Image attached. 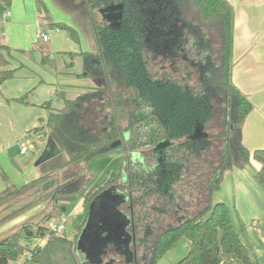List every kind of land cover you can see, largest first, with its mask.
<instances>
[{"label": "trees", "instance_id": "obj_1", "mask_svg": "<svg viewBox=\"0 0 264 264\" xmlns=\"http://www.w3.org/2000/svg\"><path fill=\"white\" fill-rule=\"evenodd\" d=\"M10 1L0 0V15L8 12ZM84 1L96 52L82 55L86 62L90 56L96 57L97 62L92 67L86 63L82 75L96 78L99 86L72 100L64 99L60 110L46 106L49 111L46 123L67 154V160L58 170L76 165V171L56 186L52 173L20 187L7 185L0 192V209L29 190H35L34 194L40 197L17 210L11 218H0V226L44 200L57 205L61 215L70 203L83 197V184L91 182L94 174L86 173L87 163L115 151L123 157L122 167L117 173L109 171L106 177H112L115 181L112 185L126 196L134 222L142 230L150 225L144 223L148 199L166 196L172 202L173 185L188 171L191 157L199 158L206 153L212 140H218L219 149L210 160L211 174L201 182L208 200L217 190L223 171L234 165L257 163L254 177L264 188V148L250 152L241 141L242 124L253 107L231 81L233 9L230 4L226 0H162L164 6L160 7L142 3L143 9H151L147 15L140 13L136 0H126L122 25L113 28L103 20L99 10L116 0ZM38 5L44 8L41 0ZM49 26L64 31L74 41L78 39L70 26L54 22ZM210 33L213 41L208 37ZM189 39L197 56L192 60L187 59L189 53L183 50ZM13 60L11 49L0 42V87L16 74L17 68L11 67ZM177 61L193 70L195 85L189 84L191 72L180 74L170 68L177 66ZM211 123L220 128L215 139H192L196 128L203 130ZM164 141L170 145L161 153L154 151ZM132 154H138L139 159L132 161ZM1 176L5 181V176ZM177 208L171 210L180 219L176 226L158 235L152 264L182 237L189 242L190 249L178 264H252L224 203H208L203 212L191 217L178 215L181 207ZM20 228V232H13L14 227L9 238H0V264H10L28 252L33 258L39 249L38 239L47 232L45 225L34 231L26 225ZM22 232L24 246L19 242Z\"/></svg>", "mask_w": 264, "mask_h": 264}, {"label": "rangeland", "instance_id": "obj_2", "mask_svg": "<svg viewBox=\"0 0 264 264\" xmlns=\"http://www.w3.org/2000/svg\"><path fill=\"white\" fill-rule=\"evenodd\" d=\"M41 1L46 7L48 17H51L54 23H59L56 22V19L62 18L61 14L54 7L47 5L44 0ZM39 8L38 0H11L8 11L10 13L14 10L15 21H17L18 26H11L12 21L6 19L5 17L2 21H0V33H2L0 34V40L6 43V46L10 47L12 50L19 51V53L16 54L18 59L20 58L21 61V56L26 55L28 61L30 62L28 65L31 66L35 65V53L33 52V49L37 51L39 48L42 50H53L52 48L55 47L53 51L56 52L60 49L58 47H62V45H59L62 41L60 38H57L58 44H52L51 41L54 40L55 34H65L64 31L55 30L54 28L49 27L47 28L45 25H42L40 30H38L36 28L38 19H34V16L36 15L37 17L36 11L37 9L39 10ZM190 20L194 24L197 23L193 17H190ZM29 24L30 26H28ZM38 32L46 35L50 40H47L48 42H44L37 38L36 34ZM62 36L63 38H66V34ZM208 37L210 38V41H213L214 37L211 33ZM190 39L187 40V43L183 46V50L189 53V55L186 56L188 60L197 58V56L193 54L194 46L192 47ZM194 40L195 39L193 38L192 42ZM73 43L76 44L75 42ZM80 44L81 46H84L83 42H80ZM212 46H214L213 42ZM214 58L216 57L214 56ZM78 62H81L79 61L78 56L74 57L72 67H77ZM164 65L165 68L168 69V63L166 61L164 62ZM156 68L159 67L157 66ZM170 68L178 70L180 74L191 72L189 84L191 86L196 84V77L193 74V70H191L188 66H185L183 63L177 61V66ZM39 130L42 137L43 135L46 136L49 134L51 139L54 135L53 130L49 128L47 123L41 125ZM43 130L44 132L42 133ZM201 132L206 133L207 138L215 139V135L220 134V128H218L217 124L211 123ZM38 136L36 137L35 135H31L30 137L36 138L39 142H48V136H46L43 141L41 140L42 137ZM215 140H212L207 152L203 153L199 158L195 156L191 157L188 171L183 173L181 175L182 179L175 182L173 185L172 195L175 198H173L174 201H168L166 196H152L148 199V205L146 208L147 219L144 223H150L152 226L151 241H156L158 235L168 227L176 226L180 217L177 216V213H173L171 209H176L178 205L181 207L178 215L184 213L186 217H191L203 212L208 203L214 204L222 202L228 209L234 229L247 251L250 262L252 264H264V188L254 177L258 164L255 162H252L251 164H239L223 171L217 190L211 194L208 200L206 195L207 193L202 191L201 182H205L207 177L211 174L212 166L210 165V160L214 158L216 150L219 149L218 140ZM25 143L28 145L27 141H25ZM17 150L19 151L20 148H17ZM54 153H56L55 155H57V157L54 158L53 162H56L60 166V164L67 158L66 150L62 145H60V143H58V145L54 147ZM121 159H123L122 156ZM121 159L114 160L111 157L102 156L98 158L96 157L87 163L85 166L86 173L91 172L94 174L90 183L83 184V197H86L83 201L87 209L89 202L87 203L86 200L91 199L92 195L114 184L115 181L113 178H107L106 176L109 171L114 173L120 171ZM137 159H139L138 154L131 155L132 161ZM76 168L77 166L74 165L69 167L66 171L56 170L53 172V177L51 179L55 186L58 183L60 184L63 180H66V176L75 172ZM238 168L241 169L239 172L241 175L239 177L241 179L240 182H236L233 175V170ZM48 181H50V179H48ZM34 191L35 190H29L26 194L21 195V197L9 203V205L2 207L0 209V218H11L17 210L19 211L26 205L31 204L34 200H37L40 196L39 194L35 195ZM57 208L58 206H54L50 200L41 201L38 206L33 207L28 212L1 225L0 232L6 231L12 227H15L13 232H20L21 225L22 227L26 225L33 231L37 230L39 225H45L48 227L50 223L59 222L58 215L60 212ZM185 208H187V211H185ZM62 214L67 220L65 223V232L63 234L53 236L52 238L40 243L38 242L39 249L34 258L31 259L29 254H32L28 252L26 254L27 256H20L17 260L11 262L10 264H82L79 261L80 255L75 251L73 240L75 239L76 241L78 234L80 233V228H78V226L81 224V220L83 218V204L80 200L74 201L67 206L66 211H63ZM86 216L87 213L84 219H86ZM47 217H51V219L48 220ZM83 225L84 223L82 222L80 227H83ZM12 233L11 230H9L8 233L1 234L0 238L7 239ZM23 236L24 233L22 232V237L19 239V242L24 246L25 238ZM34 246L35 244L33 241L32 247L34 248ZM189 249V242L182 237L178 239L169 249L163 252L161 258L156 262V264H178L188 255ZM108 256H110V253L106 256V258ZM115 261L116 264H121V261L118 260V258H116Z\"/></svg>", "mask_w": 264, "mask_h": 264}, {"label": "crops", "instance_id": "obj_3", "mask_svg": "<svg viewBox=\"0 0 264 264\" xmlns=\"http://www.w3.org/2000/svg\"><path fill=\"white\" fill-rule=\"evenodd\" d=\"M44 1L61 14L62 18L56 19V22L65 23L73 28L77 32L78 39L74 41L66 33V38H63L62 35H65L63 33L55 34L54 40L51 41L52 44H58L57 38H60L62 42L59 45L62 47H58L60 49L56 52L53 51L55 47L52 48L53 50L39 48L37 51L33 49L35 53L34 66L28 65L30 62L26 55L21 54L23 62L20 58L18 59L19 51L9 47L14 59L11 62V67L17 68V71L14 78L7 80L0 87V192L7 185L20 187L58 170L59 164L53 162L57 155L45 159L49 144L58 145V136L53 135L50 139V135H46L48 142H39L30 136L37 137L40 134L41 125L46 123L49 113L46 106L53 110H60L64 106V99L72 100L87 90L99 86V81L96 78L82 75L86 63L92 67L97 62V58L94 56H90L86 62L82 55V53L95 54L96 52V42L85 1ZM226 1L233 9L231 81L247 97L253 107L242 124L241 141L252 152L264 148V0ZM36 14L37 17L34 16V19H38L36 28L40 30L42 25L50 28L49 24L54 21L48 17L46 7L37 9ZM14 15V10L10 13L9 11L6 14L3 13L0 15V21L5 17L12 21L11 26L17 27ZM0 42L6 45L1 40ZM80 42H83L84 46H81ZM77 56L81 62L77 63V67H72L73 59ZM43 58L45 62H42ZM19 98H23L24 101H16ZM46 136L43 135L41 140L43 141ZM25 141H27L28 145L25 144L29 149L25 154H20V150L18 151L17 148H20L21 142ZM106 157L118 160L121 159V154L119 151H115ZM66 160L67 158L60 166ZM121 167L120 165V169ZM240 170V168L233 170L236 182L241 181ZM61 171L66 170L62 169ZM1 174L5 176V181ZM78 200L83 204V220L88 209L84 204L83 197ZM82 220L78 226L80 230L82 222L84 223L86 219ZM13 228L1 231L0 235L8 233ZM73 245L76 251L75 239ZM35 255L36 253L33 258ZM79 258L80 263H83L81 255Z\"/></svg>", "mask_w": 264, "mask_h": 264}, {"label": "water", "instance_id": "obj_4", "mask_svg": "<svg viewBox=\"0 0 264 264\" xmlns=\"http://www.w3.org/2000/svg\"><path fill=\"white\" fill-rule=\"evenodd\" d=\"M121 6L110 5L100 10V13L110 26L117 28L121 18ZM106 14V15H105ZM202 128H196L192 139L206 138L207 134L202 133ZM115 143L112 147L118 145ZM170 145L169 141L157 144L154 151L160 153ZM45 159L54 156V146H48ZM162 156L159 162L162 161ZM126 196L119 193L116 185L99 192L88 204L87 217L76 240V252L84 260L82 264H113L114 259L105 262L108 251L112 248L115 253L124 257L126 263L130 262L131 251L130 235L127 227L130 224L128 218L120 207L124 204Z\"/></svg>", "mask_w": 264, "mask_h": 264}, {"label": "flooded vegetation", "instance_id": "obj_5", "mask_svg": "<svg viewBox=\"0 0 264 264\" xmlns=\"http://www.w3.org/2000/svg\"><path fill=\"white\" fill-rule=\"evenodd\" d=\"M136 3L139 4L140 7L142 6V3L143 4H149V5H151L153 3L156 7H160V5L164 6V3L162 2V0H136ZM110 5H120L122 7L121 8V10H122L121 11V18L119 20V26L122 25L121 23L124 20L126 5H127L126 0H116V1H114V3L111 2L107 6H110ZM107 6H105V7H107ZM133 6L135 7L134 4H133ZM101 9H103V8H101ZM141 10H142V12L140 11L141 14H147L148 15V10H151V9H148V8L143 9L141 7ZM149 14H150V12H149ZM153 16H154V14H153ZM102 18L106 23L108 22L107 19L104 18L103 16H102ZM108 26H110L109 22H108ZM148 40H150V39L147 36L146 37L147 43H148ZM197 139H201V138H197ZM197 139H194V140H197ZM120 210L128 218H130V224L127 227V233H129V235L131 237L130 246H129V249L131 251L130 262L126 263L124 260V257L121 256L119 253H115L114 249H112V248L108 251V254L110 253V256H108L106 258V261H109L110 259L116 260V258H118V260L121 261V264H152V256H153V252H154V249H155L157 242L151 241V237H152L151 225H148L143 230L141 228H139L140 226L134 222L135 220L133 219V215H132L133 213H132L131 205L129 204L127 199L125 200L124 204L121 205ZM113 264H116V261H114Z\"/></svg>", "mask_w": 264, "mask_h": 264}, {"label": "built area", "instance_id": "obj_6", "mask_svg": "<svg viewBox=\"0 0 264 264\" xmlns=\"http://www.w3.org/2000/svg\"><path fill=\"white\" fill-rule=\"evenodd\" d=\"M6 14V13H5ZM36 37L41 39L42 41L46 42L48 40V37L42 33H37ZM38 137H42L40 134ZM28 146L25 144V142H21L20 144V154H25L28 151ZM67 222L64 215L59 216V222L56 223H50L47 227V232L45 235L42 236L41 239H38V242L46 241L51 238V236H56L59 234H63L65 232V223ZM31 253V252H30ZM29 257L31 258V255L29 254Z\"/></svg>", "mask_w": 264, "mask_h": 264}]
</instances>
